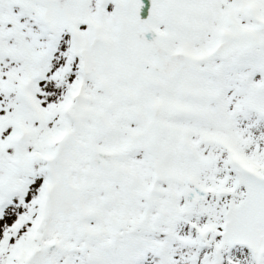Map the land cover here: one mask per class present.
<instances>
[{
  "label": "snow or ice",
  "instance_id": "obj_1",
  "mask_svg": "<svg viewBox=\"0 0 264 264\" xmlns=\"http://www.w3.org/2000/svg\"><path fill=\"white\" fill-rule=\"evenodd\" d=\"M0 264H264V0H0Z\"/></svg>",
  "mask_w": 264,
  "mask_h": 264
}]
</instances>
